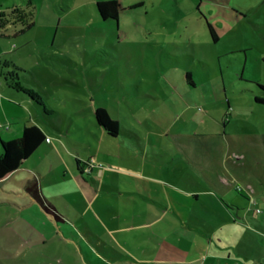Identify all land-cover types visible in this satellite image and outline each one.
I'll use <instances>...</instances> for the list:
<instances>
[{"label": "rangeland", "instance_id": "374dc122", "mask_svg": "<svg viewBox=\"0 0 264 264\" xmlns=\"http://www.w3.org/2000/svg\"><path fill=\"white\" fill-rule=\"evenodd\" d=\"M98 1L104 0H0V17L12 23L7 33L23 30L26 20L35 24L0 39L7 54L1 71L23 90L0 78V105L7 108L0 138L15 139L24 126L37 125L50 139L0 185V199L23 206L24 179L36 178L64 218L60 228L74 231L67 234L73 253L71 246L52 245L62 264L180 260L181 250L166 246L157 222L185 210L191 193L198 195L187 207L191 221H208L213 201L230 216L215 175L248 180L230 162L245 161L250 139L260 134L252 114L256 82L264 84V0H234L233 7L203 1L212 23L201 0H120L124 8L139 7L117 21L100 18ZM242 8L248 17L236 20ZM98 108L119 124L114 140L101 133ZM77 159L87 165L78 167ZM252 196L264 210V192ZM231 204L251 217L246 201ZM36 209L25 212L31 228L52 234L55 223ZM182 234L175 231L177 242Z\"/></svg>", "mask_w": 264, "mask_h": 264}, {"label": "crops", "instance_id": "0c3cea01", "mask_svg": "<svg viewBox=\"0 0 264 264\" xmlns=\"http://www.w3.org/2000/svg\"><path fill=\"white\" fill-rule=\"evenodd\" d=\"M203 1L213 4L219 0H201L198 4L200 11H202L203 15H208V21L212 23L210 20V17H213L212 12L209 11L207 14V11L201 8ZM232 1L234 0H223V2L226 3L223 5L226 7L227 5L229 7H233L232 5L234 4ZM234 17L236 20L245 19L248 17L246 9L242 8L239 13L235 12ZM3 20L2 22L0 20V27H4L1 25ZM208 24L209 23L206 21V26ZM209 25L212 26L216 32V28L211 24ZM3 29L9 30L10 27L9 29ZM7 32L8 31H6L5 35H9ZM11 35L12 34H10V36ZM261 38L264 40V34H261ZM6 58V54L2 53V50H0V65L2 62L4 67L7 66L5 62ZM4 73L0 68V78L4 85H6L7 88H10L6 83L7 81ZM192 83L194 85V82ZM256 96L263 97L261 94H256ZM30 102L34 104L32 100H30ZM254 104L258 109H256L255 113L252 114V119L260 130V134H254V139H250L254 142V144L253 147H249V157L247 159H243L245 161L240 164L230 162L234 167L236 166L240 170V173L246 176L248 180H236L229 178L226 175H215L214 178L218 194L221 197H218L219 201L230 216L217 212L215 210L217 204L213 201L208 202V209L214 212V214H211L208 221H204L203 219L197 222L191 221L189 214L190 211L187 207L190 204V198L198 199L197 194L191 193V196L186 197L183 201L186 205H184L185 210H174V214L172 212L167 213L165 218L162 220L163 222H157L158 226L162 225V227H164L163 231L165 235L163 241L166 246L170 249L173 247L179 248L182 253V259H157L156 264H264V210L259 208L260 206L255 202L252 196V193H255L256 191L260 190L264 192V105L257 104L255 101ZM6 109L2 104L0 105V117L6 116ZM222 125L223 127L226 126V120L222 121ZM99 129L101 133L103 135L106 134L110 140H114L117 137L107 135L105 130L100 126ZM118 131H120V127ZM47 139L49 138L46 137V140ZM49 143L50 139L49 142L45 141L36 152H38L41 148L47 149V147H49ZM36 152H34L29 159L24 161L23 165L18 170L8 174L5 178L0 180V185L5 180L12 178L17 171L23 169L25 163L32 159ZM232 154L234 157L237 155L234 152ZM239 157L242 158L241 155ZM34 182L38 185L35 177L24 179V183L22 184L25 191V195L23 196V206L22 204H17L10 199H0V205H10L0 208V264H62L65 260L63 258L57 259L58 251H54L52 249V245L59 247L63 245L64 247H66V245L68 247L71 246V252L73 253L75 251L72 248L73 242H71V239L67 236L68 233H74V231L69 228H60L59 223L64 222V218L59 213L57 207L43 195L55 206L62 221H57L54 217L46 213L40 204L34 200L27 191L29 183L33 184ZM237 186H239L241 190H237ZM226 190L231 193V199L228 197ZM211 192L216 194L214 190H211ZM205 193L210 194V192ZM28 198H30V200H28ZM239 199L247 202L248 207L245 212L251 213V217H246L245 214H242L240 209L232 206V201ZM3 201H6L7 204ZM36 205L39 206L40 211L43 214L48 216V218L55 223V227L57 229L53 228L54 230L52 234L45 233L41 227L31 228L29 222L32 220H30L31 218H28L29 216L25 215V212L32 211L33 214L36 215ZM25 206L27 208H23ZM231 209L235 210L234 214ZM257 210H260V212H257ZM255 213L263 214L262 218L254 215ZM243 228H246L247 231L245 232ZM177 229H180L183 232V240L180 242H177L178 240L176 241L174 237V233ZM236 230H238V232ZM58 231L65 239V242H63L62 239H59L60 236ZM80 252L84 253L81 248ZM3 261H5V263ZM117 264L139 263L126 261L124 263Z\"/></svg>", "mask_w": 264, "mask_h": 264}, {"label": "trees", "instance_id": "16d2710c", "mask_svg": "<svg viewBox=\"0 0 264 264\" xmlns=\"http://www.w3.org/2000/svg\"><path fill=\"white\" fill-rule=\"evenodd\" d=\"M139 7L138 4L124 8L120 2V0H104V1H98L96 3V9L97 12L100 16V18L104 21L106 20H118V16L120 13L127 11V10H133L137 9ZM15 13V12H13ZM5 19L3 16L0 17V20ZM10 21V17L5 20H3V23H1L2 26L0 27V38H5L7 40H12L16 38L19 34H24L25 32L29 31L32 27H34V22H28L26 20V23H23L24 29L23 30H18L15 31L11 36L5 35L7 29L3 28H8L10 27V24H12ZM208 30L210 37L213 42H217V35L215 30L210 26L209 24ZM2 28V30H1ZM7 55V54H6ZM264 62V59L262 60ZM7 79L9 78L8 76H5ZM6 79V83L10 88L20 90L23 92L22 89H20V85L15 82V80L11 79L8 81ZM186 80H191V75L189 72L186 73ZM14 81V82H13ZM191 84L192 80H191ZM258 93L261 94L263 97L256 96L254 98V101L257 104L264 105V84L262 83H256ZM29 99H31L34 103L36 101V104L38 106H42L36 99H34L31 95H29ZM35 100V101H34ZM95 121L100 126L105 130L107 135L114 137L118 133L119 125L116 121L110 118V116L107 114L105 110L101 109H96L95 110ZM49 142V139L46 140V137L42 130L36 126V125H31V126H24L21 134L19 137L7 141H3L0 138V180L5 178L8 174L18 170L22 165L23 162L29 159L34 152L37 151V149L45 142ZM77 166L79 167L80 164L86 166L87 163H83L80 160H76ZM27 191L29 194L32 196L34 200H36L40 206L44 209L46 213L54 217L57 221H62L60 214L58 213L57 209L55 206L49 202L41 193L40 189L38 188V185L36 182L29 183L27 187Z\"/></svg>", "mask_w": 264, "mask_h": 264}, {"label": "built area", "instance_id": "2783aa9c", "mask_svg": "<svg viewBox=\"0 0 264 264\" xmlns=\"http://www.w3.org/2000/svg\"><path fill=\"white\" fill-rule=\"evenodd\" d=\"M237 190H241V188L239 186H237ZM257 212H260V210H257Z\"/></svg>", "mask_w": 264, "mask_h": 264}]
</instances>
